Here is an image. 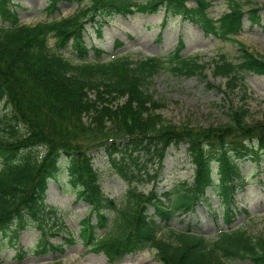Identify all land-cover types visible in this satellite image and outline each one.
<instances>
[{
	"label": "trees",
	"instance_id": "16d2710c",
	"mask_svg": "<svg viewBox=\"0 0 264 264\" xmlns=\"http://www.w3.org/2000/svg\"><path fill=\"white\" fill-rule=\"evenodd\" d=\"M224 1L230 9L215 20L209 13L213 0H49L45 9L49 17L60 11V4L83 7L71 17L30 26L10 8L12 0H0L5 24L0 25V103L8 111L0 117V235L5 247L18 250L22 232L33 228L40 234L36 249L20 248L19 259L27 253H64L65 247L77 243L70 235L63 244L53 243L63 228L56 229V220L51 224L57 211L45 205L49 183L66 160L68 183L91 212L82 221L81 243L104 254L110 264L149 248L157 251L163 264H264V234L255 236L243 226L234 227L241 215L237 196L246 188L238 161L250 157L261 161L264 155V121L249 123L246 92L243 105L231 107L226 124L178 126L158 113L163 104L150 84L169 64L179 76L204 75L206 65L180 55L186 47L183 38L167 59H88V25L99 27L100 34L103 23L113 16L163 11V26L179 18L221 41L238 36L245 20L264 27V6L244 11L238 0ZM51 39L55 48L49 46ZM69 48L76 63L64 54ZM240 51L238 64L226 56L213 63L214 76L227 80V94L242 83L240 73L264 77V58L245 46ZM181 145L187 146L194 167L193 183L184 182L161 195L139 191L138 184L158 178L168 151ZM99 151L106 153L129 187L122 204L102 191L93 169V154ZM210 190L222 201L227 227L216 240L169 225L175 217L195 213ZM163 229L170 233V241L162 237Z\"/></svg>",
	"mask_w": 264,
	"mask_h": 264
},
{
	"label": "rangeland",
	"instance_id": "374dc122",
	"mask_svg": "<svg viewBox=\"0 0 264 264\" xmlns=\"http://www.w3.org/2000/svg\"><path fill=\"white\" fill-rule=\"evenodd\" d=\"M145 3L146 0H138ZM244 11L253 7H263L264 0H238ZM49 0H12L11 9L18 12L20 22L34 26L39 23L59 18L73 16L83 5L76 3L60 4V11L49 17L45 13ZM194 7L193 3L189 4ZM224 0H213L209 10L211 18L217 20L229 11ZM164 12L155 15H135L130 17L113 16L102 28L88 25L86 36L87 46L91 49L88 59L100 62H110L116 58L130 57L133 62H140L146 58L160 57L167 59L178 47L180 38L186 44L180 53L184 58H194L200 64L206 65L204 75L191 77L179 76L171 70L172 65L157 74L150 84V90L155 98L163 104L158 111L167 121L178 126L189 124L193 127L221 126L229 121L231 107L239 108L243 105L246 92V103L250 111V124L264 121V77L251 73H240L242 83L231 94L226 92L227 80L215 77L213 63L220 56H226L234 64L239 63L241 46L264 58V27L252 26L245 20L242 31L229 41H221L216 37L207 36L196 24L172 19L163 26ZM0 25L2 24L0 19ZM264 26V22L262 23ZM119 43L122 44L119 46ZM50 48H55V40L49 42ZM102 50L101 56H96V50ZM65 56L78 58L73 55L71 48L64 52ZM213 86V87H211ZM8 111L4 103H0V117ZM93 169L99 175L104 195L117 204L125 201L129 189L126 182L116 173L104 151L93 154ZM67 161L61 164V172L50 181L46 193L45 205L57 211L50 219L51 224L56 220V229L63 228L60 236L53 239V243L63 244L68 235L77 239L71 247H65L64 253L51 252L43 256L27 253L23 260L19 259V249L29 252L36 249L40 234L30 228L22 232L18 250L5 247V239L0 235V264H110L104 254L89 251V247L82 245L80 229L82 221L88 217L90 208L83 201L77 200L76 193L69 185L66 172ZM242 177L246 183L245 190L237 196L239 216L234 227L243 226L253 235L264 234V155L261 161L248 158L238 161ZM157 167H155L156 169ZM1 169V165H0ZM194 181V167L187 156V146L171 148L163 162L158 178L152 183L138 184L141 192H157L161 195L174 189L175 186ZM222 201L217 192L210 190L195 213L185 217H175L169 224L177 230H192L204 235L208 240H216L222 230H227L222 213ZM153 214V210L150 212ZM112 216V213H108ZM96 223V219H94ZM103 231H99L101 234ZM162 237L171 240L167 229L161 230ZM21 250V249H20ZM116 264H163L157 256V251L149 248L142 252L125 256ZM230 264H250L245 261Z\"/></svg>",
	"mask_w": 264,
	"mask_h": 264
}]
</instances>
